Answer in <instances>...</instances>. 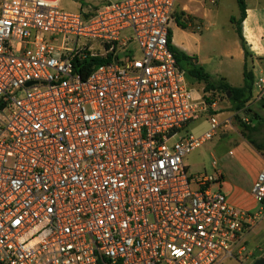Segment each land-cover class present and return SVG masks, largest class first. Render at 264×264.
Instances as JSON below:
<instances>
[{"label":"built area","instance_id":"2783aa9c","mask_svg":"<svg viewBox=\"0 0 264 264\" xmlns=\"http://www.w3.org/2000/svg\"><path fill=\"white\" fill-rule=\"evenodd\" d=\"M177 1L72 13L59 0H0V264L243 259L261 213L230 205L220 172L193 176L186 160L219 133L221 95L195 91L177 67ZM92 58L104 62L75 71ZM203 117L208 130L189 133ZM251 193L264 203V167Z\"/></svg>","mask_w":264,"mask_h":264},{"label":"crops","instance_id":"0c3cea01","mask_svg":"<svg viewBox=\"0 0 264 264\" xmlns=\"http://www.w3.org/2000/svg\"><path fill=\"white\" fill-rule=\"evenodd\" d=\"M246 6L241 27L250 52L248 64L253 71L254 87L251 113L242 118L257 127L253 139L264 144V89L259 92L256 87L259 79L264 78V0H246ZM179 13L193 17L194 21L190 29L178 27L174 20L171 22L173 44L194 57L193 62L215 81L225 79L233 87H242L246 58L236 25L231 21L232 17H240L237 0H178L175 15ZM215 102L217 107L219 100ZM233 116L219 113L222 125L216 141H209L210 174L220 172L221 180L215 188L227 197L230 205L241 211L261 213L243 235L246 251L239 260L240 264H254L264 256V203H257L251 190L264 167V150L260 152L251 145L238 124L232 125ZM204 120L209 128L208 119Z\"/></svg>","mask_w":264,"mask_h":264},{"label":"trees","instance_id":"16d2710c","mask_svg":"<svg viewBox=\"0 0 264 264\" xmlns=\"http://www.w3.org/2000/svg\"><path fill=\"white\" fill-rule=\"evenodd\" d=\"M237 2L240 9V17H232L231 21L236 25L241 45L245 52L246 64L244 69V85L242 87H233L225 79L215 81L203 67L198 66L193 62L195 60L194 57L188 55L186 52L173 44V34L170 29L168 39L170 49L176 59L177 67L184 72L186 76H189V80H192L190 78H193L200 84H203L207 93L218 92L222 99H227L230 102L232 111L237 114L247 116L251 113L250 104L253 100L254 75L250 65L248 64L250 52L243 37L241 27V24L246 17V0H237ZM174 21L178 27L182 29H190L192 28L194 18L186 15L185 13H179L175 15ZM103 62L104 60L100 58L87 59L83 62H76L74 68L77 73L81 74L83 77H87L95 68L103 64ZM207 101L210 102L209 99H207ZM236 118L242 135L258 151L262 152L264 150V144H260L253 139V133L256 131L257 127L251 126L247 121L239 116Z\"/></svg>","mask_w":264,"mask_h":264},{"label":"rangeland","instance_id":"374dc122","mask_svg":"<svg viewBox=\"0 0 264 264\" xmlns=\"http://www.w3.org/2000/svg\"><path fill=\"white\" fill-rule=\"evenodd\" d=\"M102 4L101 0H79V1H74V0H61L60 1V7L67 11V12H72V13H84L87 11H95L98 9V7ZM171 24V23H170ZM130 37L132 36V31L127 30L122 33V38L124 37ZM131 48H133L136 51V57H140V52L138 51V47L135 42H132L130 44ZM189 78V76H187ZM192 82V89L197 91L199 85L196 82L195 79L190 78ZM218 101V100H217ZM215 112L219 113H225L226 115H234L233 120H232V125L237 126L238 121H237V116L243 117V114H237L236 112L232 111L231 109V104L227 99H220L218 106L214 109ZM202 118L200 121H198L196 124H193L188 128V132L192 134H202L203 132L206 131L208 128V124L206 121ZM208 130V129H207ZM200 133V134H199ZM213 141H216V138H213ZM211 146V142L207 143L206 145L202 146V148L196 150L195 152L189 154L187 157V162L189 165V171L193 176H197L199 174H210L211 170V159L209 157V151ZM210 149V150H209ZM241 262L237 258H231L225 260L222 264H240Z\"/></svg>","mask_w":264,"mask_h":264},{"label":"water","instance_id":"95a60500","mask_svg":"<svg viewBox=\"0 0 264 264\" xmlns=\"http://www.w3.org/2000/svg\"><path fill=\"white\" fill-rule=\"evenodd\" d=\"M254 264H264V256L254 262Z\"/></svg>","mask_w":264,"mask_h":264}]
</instances>
